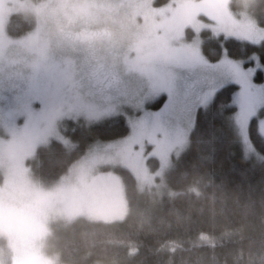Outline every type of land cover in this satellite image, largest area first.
Wrapping results in <instances>:
<instances>
[{
    "label": "rangeland",
    "instance_id": "1",
    "mask_svg": "<svg viewBox=\"0 0 264 264\" xmlns=\"http://www.w3.org/2000/svg\"><path fill=\"white\" fill-rule=\"evenodd\" d=\"M250 2L0 0V235L11 248L8 264H69L52 250L54 225L77 216L124 218L115 165L129 168L139 188L174 194L165 174L187 146L194 109L226 83L236 85L231 118L239 144L253 153L247 127L255 117L264 137V65L226 55L211 61L201 47L203 30L263 41ZM12 12L29 18L30 29L10 35ZM258 68L261 81L254 79ZM114 117L126 121L125 135L92 141L55 182L32 173L28 160L37 145L51 138L68 145L67 129ZM150 156L157 158L153 170Z\"/></svg>",
    "mask_w": 264,
    "mask_h": 264
},
{
    "label": "trees",
    "instance_id": "2",
    "mask_svg": "<svg viewBox=\"0 0 264 264\" xmlns=\"http://www.w3.org/2000/svg\"><path fill=\"white\" fill-rule=\"evenodd\" d=\"M249 11L264 26V0H251ZM30 22L12 12L6 31L12 36L24 33ZM191 33L187 28L185 37ZM202 36L208 60L226 55L245 65L257 58L264 65V40L254 43L222 34L210 36L207 30ZM262 78L263 70L258 68L254 79ZM235 88L233 83L222 85L206 106L194 109L187 146L165 174L168 186L176 189L174 194L139 188L129 168L113 166L122 179L126 216L115 221L77 216L54 225L50 239L58 258L69 264H264V137L256 118H251L247 136L253 153L242 151L231 118ZM127 132L122 117L89 126L77 124L65 131L72 141L68 145L51 138L36 146L28 160L31 171L41 181L55 182L92 141L116 139ZM147 163L153 170L157 158L150 156ZM10 254L7 238L0 235V256L6 257L2 264L10 263Z\"/></svg>",
    "mask_w": 264,
    "mask_h": 264
}]
</instances>
